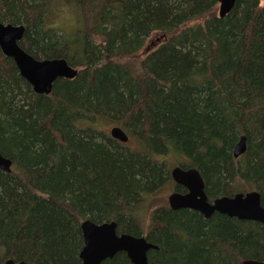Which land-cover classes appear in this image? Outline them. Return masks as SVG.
<instances>
[{"label":"trees","instance_id":"obj_1","mask_svg":"<svg viewBox=\"0 0 264 264\" xmlns=\"http://www.w3.org/2000/svg\"><path fill=\"white\" fill-rule=\"evenodd\" d=\"M219 5L0 0V22L25 27V52L78 70L38 95L0 50V153L12 161L0 170V263L82 264L86 220L146 237L149 264L264 262L263 224L158 204L172 182L185 193L171 177L181 166L200 172L210 202L257 191L264 207V0L224 18Z\"/></svg>","mask_w":264,"mask_h":264},{"label":"water","instance_id":"obj_2","mask_svg":"<svg viewBox=\"0 0 264 264\" xmlns=\"http://www.w3.org/2000/svg\"><path fill=\"white\" fill-rule=\"evenodd\" d=\"M238 0H219V17L224 18L234 9ZM25 34L24 26H14L0 22V50L12 59L21 76L38 95H50L54 83L59 79L73 80L78 70L65 59L37 60L20 47ZM160 41V39L158 40ZM110 136L123 144L129 137L120 127H113ZM247 151V138L242 136L235 146L234 157L239 158ZM12 161L0 153V170L11 173ZM176 185L185 193L173 192L168 197L169 207L174 210L189 209L203 215L206 219L219 213L240 221L258 222L264 225V207L262 196L257 191L238 193L233 197H221L210 202L206 186L200 172L195 168L184 169L176 166L171 171ZM116 222L96 224L86 220L81 224L84 247L80 253L82 264H103L117 254L124 253L132 264H149L148 253L157 247L146 237L118 234ZM0 264H29L7 260ZM35 264V263H30ZM242 264H264L263 261L245 260Z\"/></svg>","mask_w":264,"mask_h":264},{"label":"rangeland","instance_id":"obj_3","mask_svg":"<svg viewBox=\"0 0 264 264\" xmlns=\"http://www.w3.org/2000/svg\"><path fill=\"white\" fill-rule=\"evenodd\" d=\"M72 19V18H71ZM64 20H67V22L69 23H66L64 24L65 26L67 27H72L74 26V20H70L69 17H65ZM156 37L150 39L146 45L147 48L151 49V48H154L153 46L156 44ZM163 41V40H162ZM143 52L139 55L138 58H141L143 57ZM101 124V125H100ZM99 125H97V127H101L103 130L107 131L109 134L112 130L113 127H115L114 125H110V124H107L105 122H100ZM174 160L176 161V159L174 158H170L169 159V165L171 166V164H175L174 163ZM175 167V166H173ZM172 167V168H173ZM174 192V183L172 182V184H170L167 188L163 189L160 193H159V198H160V201L158 202V204H164V203H167L168 204V197Z\"/></svg>","mask_w":264,"mask_h":264},{"label":"flooded vegetation","instance_id":"obj_4","mask_svg":"<svg viewBox=\"0 0 264 264\" xmlns=\"http://www.w3.org/2000/svg\"><path fill=\"white\" fill-rule=\"evenodd\" d=\"M186 192V191H185ZM128 258V257H127Z\"/></svg>","mask_w":264,"mask_h":264}]
</instances>
